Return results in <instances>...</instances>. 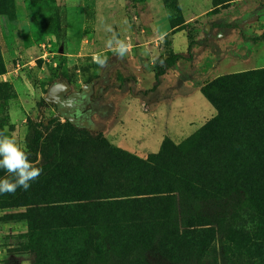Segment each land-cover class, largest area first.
Instances as JSON below:
<instances>
[{
	"label": "rangeland",
	"instance_id": "rangeland-1",
	"mask_svg": "<svg viewBox=\"0 0 264 264\" xmlns=\"http://www.w3.org/2000/svg\"><path fill=\"white\" fill-rule=\"evenodd\" d=\"M172 25L179 27L173 30ZM117 40L126 45L123 56L114 50ZM170 54L184 57L176 65L191 80L264 68V0H0V67H5L0 75V131L6 129L5 134L26 152L28 126L37 120L38 104L47 105L45 156L34 165L41 175L30 181L27 191L17 188L15 193L0 194V264H62L54 257L47 232L52 225L46 213L49 206L42 214L43 229L35 232L23 205L31 201V191L42 207L51 202L48 173L82 168L97 147L47 103L50 87L64 74L74 92H80L101 74L103 66L93 57L105 64L112 56L130 60L139 83L147 85L154 80L156 61ZM86 93L65 100L72 107V124L91 131L92 114L100 104L89 105ZM119 96L127 98L123 104L137 103L132 92L113 97V103ZM181 98L178 95L177 101ZM200 98L196 106L205 102L202 94ZM21 110L29 116L26 122L19 121L24 125L15 133L11 113ZM7 174L0 169V179ZM206 213L213 229L209 255L184 264H264L258 251L264 247V217L244 193L213 204ZM160 233L159 249L141 253L139 260L181 264L176 257L165 256L171 235L166 229ZM57 239L60 246L62 234ZM106 257L99 264H128L117 251H108ZM132 260L139 264L135 257Z\"/></svg>",
	"mask_w": 264,
	"mask_h": 264
},
{
	"label": "trees",
	"instance_id": "trees-1",
	"mask_svg": "<svg viewBox=\"0 0 264 264\" xmlns=\"http://www.w3.org/2000/svg\"><path fill=\"white\" fill-rule=\"evenodd\" d=\"M174 5L178 7L176 1ZM183 58L161 56L155 64L153 87L145 90L138 86L136 94L146 99L159 88L167 69ZM4 73L2 65L0 75ZM129 79L138 85L130 63L112 56L86 90L65 98L86 91V102H97L99 114H108L114 103L102 102H107L111 89H120L112 96L131 94L126 86ZM60 80L68 82L64 74ZM202 94L217 115L179 145L166 138L160 152L146 159L112 146L104 138V124L90 131L73 125L68 115H60L77 133L88 135L96 150L90 162L85 160L78 170L48 173L51 202L42 207L33 200L36 197L31 191V201L23 207L38 232L43 229L42 214L49 206L46 213L52 225L47 232L54 257L56 254L62 264H99L108 251L119 252L128 264H132V257L146 264L138 256L159 249L163 229L171 235L166 240L167 258L176 257L181 264L192 257L206 258L213 233L207 208L240 193L264 217V68L219 76L203 85ZM46 107L44 101L38 104L37 120L29 124L25 139L26 153L34 165L39 156H45ZM4 178L15 179L9 173ZM258 251L264 256V247Z\"/></svg>",
	"mask_w": 264,
	"mask_h": 264
},
{
	"label": "crops",
	"instance_id": "crops-1",
	"mask_svg": "<svg viewBox=\"0 0 264 264\" xmlns=\"http://www.w3.org/2000/svg\"><path fill=\"white\" fill-rule=\"evenodd\" d=\"M191 20L188 18L187 21ZM127 61L131 63L130 60ZM133 74L142 89L149 90L153 87L155 77L152 82L142 85L134 69ZM212 80V76L191 80L179 72L177 65L168 68L161 78L159 88L144 102L135 98L137 103L123 104L127 98L119 96L112 106L114 110L111 118L109 114L112 107L108 109V114L103 111L101 114L92 115L94 125L91 131L98 130L104 124V138L115 148L141 159L158 154L166 138L176 145L181 144L217 115L216 109L202 94L203 85ZM201 94L205 102L201 101L203 103L196 106L195 102L201 99ZM178 95L182 98L177 101ZM28 116L29 113L26 114L24 110L11 113V125L14 126L15 133L24 125L19 121L26 122Z\"/></svg>",
	"mask_w": 264,
	"mask_h": 264
},
{
	"label": "clouds",
	"instance_id": "clouds-1",
	"mask_svg": "<svg viewBox=\"0 0 264 264\" xmlns=\"http://www.w3.org/2000/svg\"><path fill=\"white\" fill-rule=\"evenodd\" d=\"M112 40L108 41V46H112ZM117 47L114 49L123 56L126 51V45L122 41H116ZM103 66L104 61L98 57H93ZM6 129L0 131V169H4L13 176L14 181L8 178L0 179V194L15 193L17 188H23L25 191L31 187L30 181L37 179L41 175V169L34 166L29 160L28 154L23 151L15 140L6 135ZM251 230L253 225L246 226Z\"/></svg>",
	"mask_w": 264,
	"mask_h": 264
},
{
	"label": "water",
	"instance_id": "water-1",
	"mask_svg": "<svg viewBox=\"0 0 264 264\" xmlns=\"http://www.w3.org/2000/svg\"><path fill=\"white\" fill-rule=\"evenodd\" d=\"M66 89V85L65 84H61V83H57L55 86H53L48 94L46 95V100H47V103L51 104L52 103V99L55 98L54 100V105L59 113V115H62V114H65V115H68L69 116V121L72 123L73 122V119L70 118V110L71 108L68 107V105H65V104H59L58 103V98L62 97L64 91ZM85 89H87V87H85ZM74 92L73 88L72 87H69V93L67 96L70 95V93ZM132 94L137 96L139 99H141L143 102L145 101V98L143 95H137L136 94V90H132Z\"/></svg>",
	"mask_w": 264,
	"mask_h": 264
},
{
	"label": "flooded vegetation",
	"instance_id": "flooded-vegetation-1",
	"mask_svg": "<svg viewBox=\"0 0 264 264\" xmlns=\"http://www.w3.org/2000/svg\"><path fill=\"white\" fill-rule=\"evenodd\" d=\"M57 83H61V84H65V85H66V89H65V91H64V93H63V95H62V97H60V98L57 99V100H58V103H59L60 105H61V104L68 105L69 101L65 100V97H68L67 95H68V93H69V87H70V84H69L68 82L63 81V80H58V81H56V82L50 87V89H51L53 86H55ZM126 86H127L128 89H130L131 91H132V90H137V87H138V85L134 84V81H132L131 79H129V80L126 82ZM50 89H49V90H50ZM49 90H48V92H49ZM119 90H120V89H118V88L111 89V90L109 91V92H110V97H109L108 99H106L107 102L103 101L102 104H104V105H106V104H108V105H112V103H113V101H114L113 97H115V96H112V95H116L117 93H119ZM54 100H55V98H53V99L51 100L53 104H54ZM70 108H71V107H70ZM98 113H99V111H97V113L92 114V115H98ZM100 119H101V118H100Z\"/></svg>",
	"mask_w": 264,
	"mask_h": 264
}]
</instances>
